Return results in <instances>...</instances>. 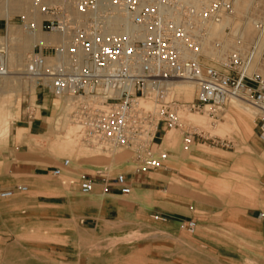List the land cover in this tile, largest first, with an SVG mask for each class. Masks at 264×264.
<instances>
[{
	"label": "rangeland",
	"instance_id": "obj_1",
	"mask_svg": "<svg viewBox=\"0 0 264 264\" xmlns=\"http://www.w3.org/2000/svg\"><path fill=\"white\" fill-rule=\"evenodd\" d=\"M31 1L9 0L8 5L0 0V22H8V35L3 29L0 43H11L13 71L0 83V191L14 188L6 183L11 162L16 170L17 153L40 167L59 166L69 158L91 176L100 170L110 175L123 172L135 182L131 193L119 200L91 201L76 189V178L70 174L53 176L38 169L44 175L25 184L26 191L0 197V264H236L251 258L253 227L264 223V142L257 134L256 109L244 99L237 101L238 106L230 99L218 110V117H212L209 108L185 114L217 141L194 138L186 142L181 129L173 127L165 136L160 133L153 145L154 150L168 153L166 167L135 174L131 151L105 150L84 140L68 123V116H60L56 97L47 95L48 111L41 121L26 116L35 89L28 78L16 73L24 66L22 48L13 38L28 41L26 50L31 46L28 32L18 21ZM232 2L234 14L223 22L252 41L255 22L264 15V0ZM42 18L38 11L36 22L40 24ZM225 27L212 38L231 45L234 38ZM41 36L58 37L52 32ZM208 49L213 50L210 44ZM190 91L187 95L174 92L172 97L191 101L195 87ZM19 122L27 129L17 138ZM6 124L9 132L3 128ZM208 175L230 186L213 189L206 183ZM64 187L71 192L69 197L59 196ZM83 215L90 218L81 223ZM190 223L194 224L191 231Z\"/></svg>",
	"mask_w": 264,
	"mask_h": 264
},
{
	"label": "built area",
	"instance_id": "obj_2",
	"mask_svg": "<svg viewBox=\"0 0 264 264\" xmlns=\"http://www.w3.org/2000/svg\"><path fill=\"white\" fill-rule=\"evenodd\" d=\"M43 18L19 15L28 33L52 32L59 40L35 43L24 57L23 74L35 93L52 95L60 116H68L76 133L105 150L128 149L135 174L166 167L168 153L154 150L159 134L181 129L186 142L212 139L190 112L209 108L212 117L232 98L256 109L257 134L264 142V15L256 20V35L246 41L240 29L225 27L233 43L212 38V29L234 14L232 0H208L196 6L182 0H32ZM8 22L5 33L8 35ZM18 42V38H13ZM210 44L213 50L208 49ZM11 43H0V83L9 75ZM213 60L218 65L206 61ZM190 81L196 89L191 101L172 97L171 84ZM35 101L26 106L34 119ZM71 164L64 158L51 169L60 176ZM90 174L78 178L79 190L93 191ZM95 177L121 194L133 189L128 173ZM26 185L0 191L11 198ZM193 223L187 227L193 230Z\"/></svg>",
	"mask_w": 264,
	"mask_h": 264
},
{
	"label": "crops",
	"instance_id": "obj_3",
	"mask_svg": "<svg viewBox=\"0 0 264 264\" xmlns=\"http://www.w3.org/2000/svg\"><path fill=\"white\" fill-rule=\"evenodd\" d=\"M5 24L4 22H0V32L4 29ZM4 84V83H3ZM4 87L6 86L3 85ZM47 95H41L40 93H35V99L34 101L38 105V110L36 113L34 121H41L44 117L45 111H48L47 108ZM23 124V125H20ZM7 126V124H6ZM4 128L7 132H9V128ZM27 129L26 124L23 122H19L18 125L15 127V136L19 138L23 132ZM20 155V159H17L15 161L16 170H14V164L11 162L9 164V171H10V178L7 181V188L15 187L17 185H25V184H31L37 180V178L40 175H44L43 173H39L38 169L47 170L49 174L51 173V169L54 167H57L55 165L48 164L46 167H40L38 163H32V161L29 160L27 155H23L22 153H17ZM70 170H67L69 169ZM85 172H81L80 169L77 167V165H74L72 162L70 166L66 169H64L63 174H70L74 178H76V189L79 188V182L78 178L81 174H84ZM13 174H15V178L13 177ZM61 176V175H60ZM94 179V186L93 191L90 194H87L86 196H90L91 201L100 200L109 202L114 200H119L122 195L118 189L115 187H109L106 189V185L99 179V177H92ZM206 183L209 187L223 191L226 190L230 186V182L225 181L224 179H221L219 177H216L214 175H208L206 178ZM135 180L132 179V183L134 184ZM27 186V185H26ZM28 188V186H27ZM96 190H100V192H96ZM95 191V192H94ZM60 195L63 197H69L70 191L66 190V188H60ZM143 195V193H140ZM84 195V194H83ZM87 218H90L88 215L81 216L80 222L83 223L87 220ZM264 222V220H263ZM255 228L254 231V240L252 244L253 253L251 258L246 256L244 261H236V264H264V223L262 227H253Z\"/></svg>",
	"mask_w": 264,
	"mask_h": 264
},
{
	"label": "bare ground",
	"instance_id": "obj_4",
	"mask_svg": "<svg viewBox=\"0 0 264 264\" xmlns=\"http://www.w3.org/2000/svg\"><path fill=\"white\" fill-rule=\"evenodd\" d=\"M45 3H50L51 1H47V0H43ZM182 1H184V2H187V3H191V4H194V5H196V6H201V5H203L204 3H206L204 0H192V1H190V0H182ZM196 2V3H195ZM7 3H8V5H9V0H7ZM37 12H38V8L36 7V6H34L33 5V3L31 2V4H30V7L26 10V12H25V14L27 15V16H31L32 18H36V14H37ZM226 19H229V18H226ZM226 26V24L222 21L221 23H219V24H217V25H215L214 27H213V29H212V33L215 35V34H218V33H220L221 32V30H222V28H224ZM42 35V32H40L39 30H36V31H34V32H32V33H28V35L26 36V37H30L31 38V40H32V43H31V46L26 50V48H27V44H28V41H23L22 42V38H18V42H17V48L18 49H20V47L22 48V49H20V54H21V57H22V65L24 66V64H25V59H24V55L26 54H24V50H25V52H28L29 50H31V48L33 47V45L35 44V43H42V44H50V43H54V42H56V41H58L59 40V38L58 37H56L55 39H50V38H46V37H44V36H41ZM22 43V44H21ZM20 44H21V46H20ZM17 74H19L20 76H22V77H25L26 78V76L23 74V72L22 71H20V70H17V72H16ZM10 74H13V71L10 73ZM9 74V75H10ZM9 75H7V76H9ZM7 76H5V77H7ZM4 78V77H3ZM185 83H189L188 85H189V87H188V85L186 86V84ZM192 86H193V84H191V82L190 81H187V80H176V81H173L172 82V84H171V88H170V91L172 92V93H174V92H178L179 94H189L191 91H190V87L192 88ZM233 100H231L230 101V103H232L233 105H235V106H238V102L237 101H240V99L241 98H232ZM234 99H237V100H234ZM242 100V99H241ZM243 109H245L247 112H249L250 110H249V108H247L246 106H243V105H240ZM70 125H73V124H71L70 122H68ZM6 127H8V126H6ZM73 127H75L74 125H73ZM75 130H76V127H75Z\"/></svg>",
	"mask_w": 264,
	"mask_h": 264
}]
</instances>
